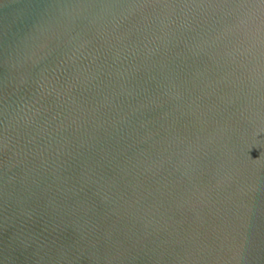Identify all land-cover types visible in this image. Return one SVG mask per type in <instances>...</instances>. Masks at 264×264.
Here are the masks:
<instances>
[{
	"label": "water",
	"instance_id": "obj_1",
	"mask_svg": "<svg viewBox=\"0 0 264 264\" xmlns=\"http://www.w3.org/2000/svg\"><path fill=\"white\" fill-rule=\"evenodd\" d=\"M0 264H264V0H0Z\"/></svg>",
	"mask_w": 264,
	"mask_h": 264
}]
</instances>
